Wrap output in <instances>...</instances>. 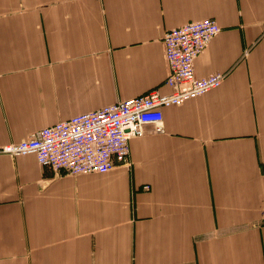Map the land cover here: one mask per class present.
Listing matches in <instances>:
<instances>
[{"label": "crops", "instance_id": "1", "mask_svg": "<svg viewBox=\"0 0 264 264\" xmlns=\"http://www.w3.org/2000/svg\"><path fill=\"white\" fill-rule=\"evenodd\" d=\"M214 19L222 85L163 108L129 164L0 153V264H264V0H0V147L157 89L166 31Z\"/></svg>", "mask_w": 264, "mask_h": 264}, {"label": "built area", "instance_id": "2", "mask_svg": "<svg viewBox=\"0 0 264 264\" xmlns=\"http://www.w3.org/2000/svg\"><path fill=\"white\" fill-rule=\"evenodd\" d=\"M221 31L214 19L188 23L166 31L163 43L169 66L165 84L170 93L157 89L80 114L30 135L25 140L0 147L10 157L34 155L39 165L78 176L106 173L117 165L129 164L130 141L144 135L153 125L164 132L163 108L183 103L219 88L224 74L198 77L195 61Z\"/></svg>", "mask_w": 264, "mask_h": 264}, {"label": "bare ground", "instance_id": "3", "mask_svg": "<svg viewBox=\"0 0 264 264\" xmlns=\"http://www.w3.org/2000/svg\"><path fill=\"white\" fill-rule=\"evenodd\" d=\"M215 90V89H214ZM198 98V97H197ZM193 99H195V98H193Z\"/></svg>", "mask_w": 264, "mask_h": 264}]
</instances>
